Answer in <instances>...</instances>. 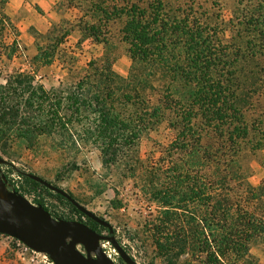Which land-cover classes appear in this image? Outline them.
I'll return each mask as SVG.
<instances>
[{
	"label": "trees",
	"instance_id": "16d2710c",
	"mask_svg": "<svg viewBox=\"0 0 264 264\" xmlns=\"http://www.w3.org/2000/svg\"><path fill=\"white\" fill-rule=\"evenodd\" d=\"M5 2L0 0V49L13 51L15 42L4 41L12 27ZM66 7L77 9L76 21L63 18L38 33L50 43L37 44L33 61L50 64L73 27L103 51L58 93L26 71L9 74L0 83V140L15 135L32 143L47 135L59 144L93 145L104 167L133 179L157 204L145 224L155 234L140 241L154 248L160 264H258L250 248L258 244L264 252V180L247 181V157L264 147V0L54 5ZM117 21L122 25L115 37L111 26ZM118 43L130 58L125 76L113 68ZM161 123L172 138L159 146L157 164L142 161L139 139ZM24 180L49 191L25 174ZM85 217L94 228L96 222Z\"/></svg>",
	"mask_w": 264,
	"mask_h": 264
},
{
	"label": "rangeland",
	"instance_id": "374dc122",
	"mask_svg": "<svg viewBox=\"0 0 264 264\" xmlns=\"http://www.w3.org/2000/svg\"><path fill=\"white\" fill-rule=\"evenodd\" d=\"M58 0H6L3 11L10 18L12 27L5 29V44L15 45L12 49H0V83H4L9 74L26 71L35 81L52 93H58L61 86L76 81L91 58L101 55L102 45L89 39H80L76 27L60 43L50 64H37L32 57L37 52V44L50 43L45 38H38V33H45L53 23L60 19L75 22L79 12L73 7L61 10L54 8ZM223 13L228 17V8L223 6ZM121 21L111 26L113 35L118 36ZM227 34L228 31H226ZM116 40V39H115ZM12 52L10 57L7 53ZM116 59L113 68L120 75L127 74L130 58L118 43L114 50ZM241 66H246L240 63ZM172 138V131L165 123L144 133L138 142V156L142 161L157 164L160 145ZM55 136L41 135L36 141L27 143L15 135L0 140V156L6 161L1 165V173L9 178L20 177L22 192L27 199L37 204V200L47 207L52 214L63 219H74L85 223L87 218L74 211L65 199L56 192L40 187L30 188L24 180L25 173H35L52 184L70 193L78 202L98 216L108 221L112 235L125 251L138 264H160V259L152 246L140 241L143 234H155L148 219L157 213V204L146 199L133 184V179L123 176L118 170H109L100 161L99 152L93 146L84 144L74 146L70 143L54 144ZM63 142V141H62ZM250 168L247 181L256 185L264 180V147L247 157ZM102 234H106L102 230ZM107 235V234H106ZM100 246L116 264L122 262L117 252L107 240ZM79 249L83 250L81 246ZM23 248L11 236L0 234V264H37L24 254ZM258 264H264L262 246L254 244L250 248ZM49 264V263H40Z\"/></svg>",
	"mask_w": 264,
	"mask_h": 264
},
{
	"label": "water",
	"instance_id": "95a60500",
	"mask_svg": "<svg viewBox=\"0 0 264 264\" xmlns=\"http://www.w3.org/2000/svg\"><path fill=\"white\" fill-rule=\"evenodd\" d=\"M0 156V234L19 240L31 250L46 254L53 264H116L100 246L111 243L125 264H138L112 235V225L78 202L70 193L35 173L25 175L69 200L83 215L106 227L100 234L82 221L53 217L41 204H33L21 193L9 190ZM81 246L83 250L79 249Z\"/></svg>",
	"mask_w": 264,
	"mask_h": 264
},
{
	"label": "built area",
	"instance_id": "2783aa9c",
	"mask_svg": "<svg viewBox=\"0 0 264 264\" xmlns=\"http://www.w3.org/2000/svg\"><path fill=\"white\" fill-rule=\"evenodd\" d=\"M5 178H6V185H7V188L9 190H14V191H16L18 193H21L23 196H25L27 198V195L22 192V186H23V184H22V180L20 179V177L13 176V178L11 179V178L5 176ZM30 202H32V201H30ZM33 204H35V203H33ZM17 242H18V244H20L22 246V248H23V251L22 252L24 254H26L31 261H35V263H37V264H40V263L53 264L52 261L49 259V257L46 254L41 253V252H36L34 250H31L29 247H27L26 245H24L19 240H17Z\"/></svg>",
	"mask_w": 264,
	"mask_h": 264
},
{
	"label": "flooded vegetation",
	"instance_id": "af4514ba",
	"mask_svg": "<svg viewBox=\"0 0 264 264\" xmlns=\"http://www.w3.org/2000/svg\"><path fill=\"white\" fill-rule=\"evenodd\" d=\"M93 225H94V228H92V229L95 230L97 233L102 234V230H105L107 235L110 234L109 230L106 227L101 226L98 223L93 224Z\"/></svg>",
	"mask_w": 264,
	"mask_h": 264
}]
</instances>
